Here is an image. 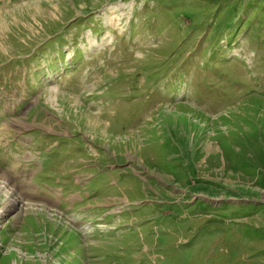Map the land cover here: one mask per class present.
Returning a JSON list of instances; mask_svg holds the SVG:
<instances>
[{"label":"rangeland","instance_id":"rangeland-1","mask_svg":"<svg viewBox=\"0 0 264 264\" xmlns=\"http://www.w3.org/2000/svg\"><path fill=\"white\" fill-rule=\"evenodd\" d=\"M0 215V264H264V0H0Z\"/></svg>","mask_w":264,"mask_h":264},{"label":"bare ground","instance_id":"bare-ground-1","mask_svg":"<svg viewBox=\"0 0 264 264\" xmlns=\"http://www.w3.org/2000/svg\"><path fill=\"white\" fill-rule=\"evenodd\" d=\"M90 119H91V118H90ZM95 120H96V119H95ZM93 123H94V122H93ZM89 124H91V122H90ZM94 126H95V125H94ZM14 203H16V205H18L17 202H12V203H10L8 206L5 207L4 212L13 209V208L15 207ZM2 213H3V212H2ZM2 213H1V215H2ZM1 215H0V216H1Z\"/></svg>","mask_w":264,"mask_h":264}]
</instances>
